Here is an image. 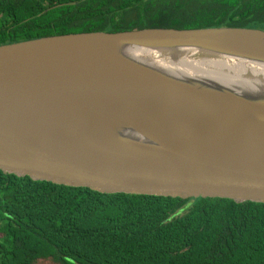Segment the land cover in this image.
Segmentation results:
<instances>
[{"label": "water", "instance_id": "water-1", "mask_svg": "<svg viewBox=\"0 0 264 264\" xmlns=\"http://www.w3.org/2000/svg\"><path fill=\"white\" fill-rule=\"evenodd\" d=\"M132 49L264 63V31L150 28L0 46V170L103 194L264 204V102L229 100L223 85L203 84L215 77L169 74Z\"/></svg>", "mask_w": 264, "mask_h": 264}, {"label": "trees", "instance_id": "trees-1", "mask_svg": "<svg viewBox=\"0 0 264 264\" xmlns=\"http://www.w3.org/2000/svg\"><path fill=\"white\" fill-rule=\"evenodd\" d=\"M264 31V0H0V46L150 28ZM264 264V204L103 194L0 170V264Z\"/></svg>", "mask_w": 264, "mask_h": 264}, {"label": "bare ground", "instance_id": "bare-ground-1", "mask_svg": "<svg viewBox=\"0 0 264 264\" xmlns=\"http://www.w3.org/2000/svg\"><path fill=\"white\" fill-rule=\"evenodd\" d=\"M129 50L128 48H124ZM132 58L150 64L151 67L161 69L169 74L178 70L194 74H205L215 78L203 83L212 89L223 85L222 88L232 92L228 98L234 101L240 97L252 103L264 102V63L250 59L232 57L226 54L220 56L203 55L197 49H180L171 53L164 50L132 49L128 51ZM177 69V70H176ZM218 102L223 108L232 111L233 104L229 101ZM127 136L139 141V137L132 131Z\"/></svg>", "mask_w": 264, "mask_h": 264}, {"label": "rangeland", "instance_id": "rangeland-1", "mask_svg": "<svg viewBox=\"0 0 264 264\" xmlns=\"http://www.w3.org/2000/svg\"><path fill=\"white\" fill-rule=\"evenodd\" d=\"M35 264H58V263L54 262L51 259H46V260L37 261Z\"/></svg>", "mask_w": 264, "mask_h": 264}]
</instances>
